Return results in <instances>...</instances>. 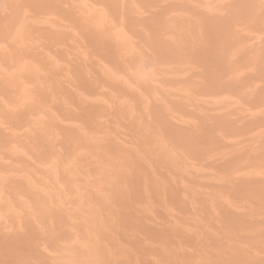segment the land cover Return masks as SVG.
<instances>
[{
	"label": "rangeland",
	"instance_id": "374dc122",
	"mask_svg": "<svg viewBox=\"0 0 264 264\" xmlns=\"http://www.w3.org/2000/svg\"><path fill=\"white\" fill-rule=\"evenodd\" d=\"M0 264H264V0H0Z\"/></svg>",
	"mask_w": 264,
	"mask_h": 264
},
{
	"label": "bare ground",
	"instance_id": "6f19581e",
	"mask_svg": "<svg viewBox=\"0 0 264 264\" xmlns=\"http://www.w3.org/2000/svg\"><path fill=\"white\" fill-rule=\"evenodd\" d=\"M106 161H107V159H106ZM148 193L152 196V198L153 197H156V192H155V190H154L153 187H149ZM95 196H96L97 199H99V196L98 195H95ZM100 236H101V239L102 240H107V241L108 240L109 241L113 240V242H114V238H117L118 237V235L116 233H113L110 230L109 231L100 232ZM143 257H145V256H143Z\"/></svg>",
	"mask_w": 264,
	"mask_h": 264
}]
</instances>
